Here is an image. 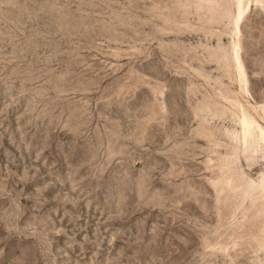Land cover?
I'll return each mask as SVG.
<instances>
[{
  "label": "rangeland",
  "instance_id": "rangeland-1",
  "mask_svg": "<svg viewBox=\"0 0 264 264\" xmlns=\"http://www.w3.org/2000/svg\"><path fill=\"white\" fill-rule=\"evenodd\" d=\"M243 6L0 0V264H264L241 124L264 130V0Z\"/></svg>",
  "mask_w": 264,
  "mask_h": 264
},
{
  "label": "bare ground",
  "instance_id": "bare-ground-1",
  "mask_svg": "<svg viewBox=\"0 0 264 264\" xmlns=\"http://www.w3.org/2000/svg\"><path fill=\"white\" fill-rule=\"evenodd\" d=\"M237 8H238V20H240L243 18L245 11H246V9L243 6V0H237ZM239 71H240V74L243 76L244 74H243L242 67L240 66V64H239ZM241 109H242L241 124H242L244 143L247 144L248 140L253 138L254 133L255 131L257 132V130L260 133L259 142L264 143V130L256 123L254 118H252V116L244 108H241Z\"/></svg>",
  "mask_w": 264,
  "mask_h": 264
}]
</instances>
